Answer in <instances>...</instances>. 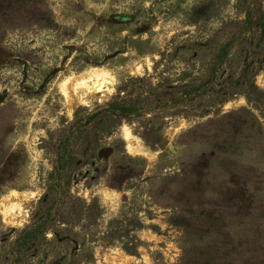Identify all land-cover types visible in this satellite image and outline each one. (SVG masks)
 Masks as SVG:
<instances>
[{
	"label": "rangeland",
	"instance_id": "obj_1",
	"mask_svg": "<svg viewBox=\"0 0 264 264\" xmlns=\"http://www.w3.org/2000/svg\"><path fill=\"white\" fill-rule=\"evenodd\" d=\"M256 2L0 0V264H264V35L214 61Z\"/></svg>",
	"mask_w": 264,
	"mask_h": 264
},
{
	"label": "trees",
	"instance_id": "obj_2",
	"mask_svg": "<svg viewBox=\"0 0 264 264\" xmlns=\"http://www.w3.org/2000/svg\"><path fill=\"white\" fill-rule=\"evenodd\" d=\"M241 24L242 29H239L236 33L231 35L230 38H228L223 44V46L220 48L214 60L215 64H221L224 59L228 56L232 46L242 34V30L249 31L251 29L257 28L260 30V36L262 37L264 35V6L261 5L260 2H256L252 5H249L246 9L245 19L241 22ZM211 75H214V71ZM108 111H119L123 115H130L136 113L137 108L134 106H125L120 102L112 103L107 109H104L98 113L89 116L87 119V124L94 122L103 113H106ZM55 186H57L56 183L52 186V188H54ZM57 193L58 191H51L48 194L42 196L39 200L38 212L36 214L38 217V222L33 228L29 229L25 233V238L22 243L24 249H29L30 246L35 242L39 233H44L47 229L50 228L48 227L50 220L48 214L50 215Z\"/></svg>",
	"mask_w": 264,
	"mask_h": 264
},
{
	"label": "bare ground",
	"instance_id": "obj_3",
	"mask_svg": "<svg viewBox=\"0 0 264 264\" xmlns=\"http://www.w3.org/2000/svg\"><path fill=\"white\" fill-rule=\"evenodd\" d=\"M107 78H112L111 73H109L107 70L104 69H89L85 72H83L81 75H74V76H70L68 77L63 83H62V87H61V91L64 94V96L66 97L67 101L70 100V96L68 94V90L65 88L66 83L72 82V81H77V80H82L84 82H89L91 80H96V84H95V92H101L103 90V88L105 87V83H106V79ZM3 202L0 201V210L2 212H6L3 208Z\"/></svg>",
	"mask_w": 264,
	"mask_h": 264
},
{
	"label": "water",
	"instance_id": "obj_4",
	"mask_svg": "<svg viewBox=\"0 0 264 264\" xmlns=\"http://www.w3.org/2000/svg\"><path fill=\"white\" fill-rule=\"evenodd\" d=\"M101 109H103V108H99V109H97L96 111H94V112H97V111H99V110H101Z\"/></svg>",
	"mask_w": 264,
	"mask_h": 264
}]
</instances>
